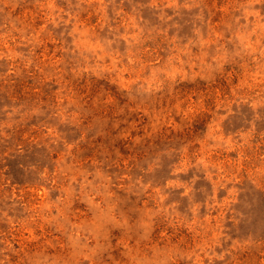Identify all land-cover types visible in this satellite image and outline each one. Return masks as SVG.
Listing matches in <instances>:
<instances>
[{"label":"rangeland","instance_id":"374dc122","mask_svg":"<svg viewBox=\"0 0 264 264\" xmlns=\"http://www.w3.org/2000/svg\"><path fill=\"white\" fill-rule=\"evenodd\" d=\"M0 264H264V0H0Z\"/></svg>","mask_w":264,"mask_h":264}]
</instances>
